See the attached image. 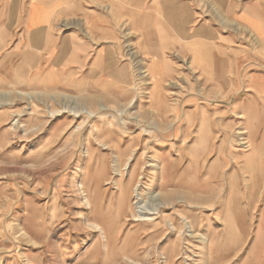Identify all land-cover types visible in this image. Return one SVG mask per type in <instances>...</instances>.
<instances>
[{"label":"rangeland","instance_id":"rangeland-1","mask_svg":"<svg viewBox=\"0 0 264 264\" xmlns=\"http://www.w3.org/2000/svg\"><path fill=\"white\" fill-rule=\"evenodd\" d=\"M191 2L161 59L115 19L87 91L0 75V264H264V0Z\"/></svg>","mask_w":264,"mask_h":264},{"label":"crops","instance_id":"crops-1","mask_svg":"<svg viewBox=\"0 0 264 264\" xmlns=\"http://www.w3.org/2000/svg\"><path fill=\"white\" fill-rule=\"evenodd\" d=\"M178 9L184 14L182 30ZM193 10L191 0H0L1 80L18 89L87 91L92 76L112 77L115 19L128 18L141 42L152 48L147 56L161 59L185 40ZM240 17L234 19L247 25ZM71 18L79 23L67 24ZM207 36L195 41L213 43ZM97 41L102 43L94 50L84 47Z\"/></svg>","mask_w":264,"mask_h":264},{"label":"bare ground","instance_id":"bare-ground-1","mask_svg":"<svg viewBox=\"0 0 264 264\" xmlns=\"http://www.w3.org/2000/svg\"><path fill=\"white\" fill-rule=\"evenodd\" d=\"M118 2V0H116ZM73 2V1H72ZM71 2V3H72ZM185 2V1H184ZM181 3V2H180ZM183 3V2H182ZM178 12H179V21H178V28L179 30H182V27H183V16L184 14H182V10L181 9H178ZM157 14V13H156ZM154 15V14H153ZM240 19L244 22V23H247V24H250V26L258 32L259 35H261V31L260 29L255 25V23L252 21V19L247 15H243L240 17ZM139 21V19L137 20ZM187 29V28H186ZM152 33V32H151ZM155 33V32H154ZM146 36V35H145ZM194 37H197V35H195ZM207 37V38H210L209 36L205 35L203 37V39ZM154 40V39H153ZM190 41V40H189ZM193 60H192V64H195V65H198V66H203L204 68L208 67L209 65V53L205 51L206 47L205 45L206 44H200L199 42L197 41H193ZM191 44V45H192ZM137 71H138V74L140 75V77L142 78H147V76H150V73H149V69H147L146 67H142L141 64L138 65L137 67ZM146 75V76H145ZM149 78V77H148ZM158 85H156L157 87ZM156 88H154L155 90ZM156 91L158 92V89H156ZM29 95V94H28ZM27 95V96H28ZM7 96V95H6ZM31 97V95L29 96ZM6 98V97H5ZM156 98V97H155ZM154 98V99H155ZM153 99V98H152ZM6 102V101H5ZM9 102V101H8ZM88 112V110L86 111ZM90 113V112H89ZM246 145V143H245ZM249 147V146H248ZM247 149V148H246ZM34 155V154H33ZM131 192V191H130ZM131 194V193H130ZM131 196V195H130ZM126 197V196H125ZM129 199V198H128ZM161 204V203H160ZM164 206V204H163ZM163 208V207H162ZM137 213V212H135ZM141 219V218H140ZM145 222H154L155 220L154 219H147V220H144Z\"/></svg>","mask_w":264,"mask_h":264}]
</instances>
